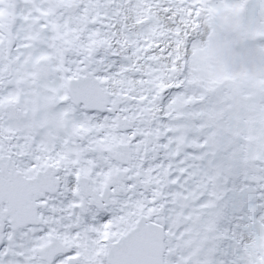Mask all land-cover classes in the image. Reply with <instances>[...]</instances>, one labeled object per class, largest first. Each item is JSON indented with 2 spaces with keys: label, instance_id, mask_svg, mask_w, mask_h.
<instances>
[{
  "label": "snow or ice",
  "instance_id": "1",
  "mask_svg": "<svg viewBox=\"0 0 264 264\" xmlns=\"http://www.w3.org/2000/svg\"><path fill=\"white\" fill-rule=\"evenodd\" d=\"M0 264H264V0H0Z\"/></svg>",
  "mask_w": 264,
  "mask_h": 264
}]
</instances>
